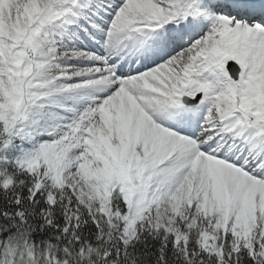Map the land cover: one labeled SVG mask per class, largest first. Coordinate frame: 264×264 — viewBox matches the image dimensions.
<instances>
[{
  "label": "snow or ice",
  "instance_id": "1",
  "mask_svg": "<svg viewBox=\"0 0 264 264\" xmlns=\"http://www.w3.org/2000/svg\"><path fill=\"white\" fill-rule=\"evenodd\" d=\"M0 264H264V0H0Z\"/></svg>",
  "mask_w": 264,
  "mask_h": 264
}]
</instances>
